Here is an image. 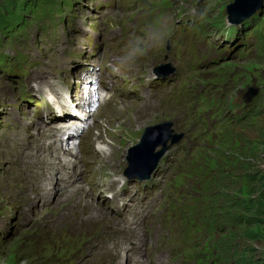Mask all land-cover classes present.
Instances as JSON below:
<instances>
[{"label": "rangeland", "instance_id": "rangeland-1", "mask_svg": "<svg viewBox=\"0 0 264 264\" xmlns=\"http://www.w3.org/2000/svg\"><path fill=\"white\" fill-rule=\"evenodd\" d=\"M101 1L56 0L61 7L53 16V23L48 19L45 22L31 23L23 34L11 37V41L5 45L6 53L12 55V52H16L20 58L29 56L33 61L37 60L39 65L35 67L34 64L32 68L23 66L28 68L27 74L31 76L24 83V77L8 79L0 73V235L4 238L0 239V264H137L132 259L121 258L134 245L130 243L131 239L123 242L112 237L114 232L118 236L126 234L123 231L119 233L121 226L115 227L120 215H115L106 208L105 201L102 207L94 196L88 194V190L91 185L98 188L101 182L111 177L120 178L119 175L129 168L126 159L131 153H136L135 149L146 128L173 121L170 136L185 132L186 123L183 120L174 123L179 113L169 110V101L165 107L164 100L154 95L130 99V93L123 91L122 98L94 111V117L90 116L87 121L90 126L82 141L83 151L90 154L96 137H101L102 142L107 145L106 149L115 155L110 158L96 154L97 170L93 169L89 175L84 176V181L76 177L68 190H58L55 184L52 190L44 188L50 181L53 184L52 170L47 169L57 162L49 149L52 143L50 129L47 133L50 135L41 136V140L37 142L39 151L35 153V157L41 161L28 163L25 172L22 153L9 158L5 156V153L10 154L7 149L14 142L19 145L34 142L35 145L40 137L36 136L37 130L29 126L34 119L35 122L40 121L46 125L50 123L35 115L33 111L38 108L33 103L21 105L20 97L24 90L26 92V88L30 92L34 91L33 94H40L38 85H43L48 79L43 76L50 74L52 80L60 79L64 82L56 91L68 87L71 91L70 100L74 99L77 86L86 85L88 74L94 75L98 68L96 64H91L92 60H97V54L91 58L93 52L90 50L97 46L96 51L99 53L102 41L109 40L113 54L126 59L119 42L121 44V39L129 34L126 30L132 23L138 21L145 32L152 33V25L162 20L154 12L157 8L172 1L185 2L121 0L120 7L103 19L101 15L104 10L98 11ZM234 1L215 0L209 12V21L216 26L223 22L225 24L226 8ZM64 2L70 5L62 6ZM129 54L138 53L129 50ZM158 65L159 62L151 59L148 69L153 70ZM135 73L132 79L133 86L137 87L142 73ZM197 74L200 75L191 83V87H196L194 90L204 83L218 84L220 89L227 90L225 103L211 116L208 115L209 112H205L207 124L217 121L220 125H216L217 129L204 140L197 142L190 155L181 157L173 172L169 195L163 203L158 196H140V199L147 200L142 210L148 214V218L137 226V232L132 233V240L147 247V258L141 264H237V255H246L250 260L249 264H264V228L246 226L242 221L222 228H219L218 223L212 228L213 211L205 212L202 201L204 190L209 187L211 180L208 172L201 169L214 166V162L208 160L207 156L215 158L219 163L224 158L221 157L222 153L230 157L224 164L229 168V175H234V178H230V184L227 185L228 188H235L227 192L230 198L234 197L240 204L233 215L247 218L249 210L243 206L250 199H257L259 193H264V91L260 80L262 76L264 78V55L256 58L251 53L223 63L211 72ZM251 87L262 90L259 91V98L246 105L244 97ZM186 88L188 89V85L183 84L175 95L177 111L182 107H189L188 103L179 102L186 99ZM81 91L82 88L77 93L80 94ZM36 100L40 101V98L37 96ZM45 110V106L40 108L42 114ZM254 112L259 114L257 120L249 117ZM72 114L75 115V112ZM48 127L38 125L37 128L46 132ZM229 131L232 140L226 142L224 135ZM67 148L71 150L70 146ZM248 152L252 155H247ZM245 156L250 158L245 165H241ZM70 157L73 160L81 159L79 156ZM202 158L206 159L208 165H200ZM239 164L243 170L234 174L230 167L238 169ZM250 171L257 175L254 176ZM25 175L29 177L25 178ZM34 185L37 189L32 191ZM71 188L75 190L70 192ZM42 197L51 198V201L42 203ZM170 202L180 205L176 208L178 212H170ZM109 204L108 202V206ZM87 205H95L101 211L96 217L90 218L92 214ZM152 216L153 220L150 222ZM211 229L214 234L210 232ZM251 232L257 235L255 240L248 239ZM168 247L180 251L179 255L169 257Z\"/></svg>", "mask_w": 264, "mask_h": 264}, {"label": "trees", "instance_id": "trees-1", "mask_svg": "<svg viewBox=\"0 0 264 264\" xmlns=\"http://www.w3.org/2000/svg\"><path fill=\"white\" fill-rule=\"evenodd\" d=\"M64 4L70 5L68 2H64L62 6H64ZM60 7V3L56 2V0H0V33L13 37L19 33L23 34L31 23L40 21L45 22L46 19L52 23V18L56 12L60 11ZM256 48V58L264 55V37H261L258 40ZM260 80L263 82L261 87L264 91L263 76ZM249 117L250 119L257 120L259 118V114L256 112L250 113ZM230 132L231 131L224 135V138L227 140L226 142H231L232 140ZM247 155L251 156L252 154L248 152ZM221 157L224 158L222 162L220 161L219 163L215 158L207 156L208 160L210 159L214 162V166L213 168H201L204 172H208L210 175L209 179L211 180V183L208 184L209 187L204 190V197L202 201L205 212L211 213L213 211L214 225L212 228H214L218 223L219 228H222L224 226L228 227L229 224H236L241 221L245 222L246 226L255 225L264 228V193H259L258 197L260 198L257 197V199H250L247 201V205L243 206L245 209L249 210L247 218L239 215H233L239 209L240 204L234 197L230 198L229 193L227 192V190L235 188L234 186H230L231 188H228L227 185L230 184V178H234V175H229V168L224 164V162L228 161L230 157L224 156L223 153L221 154ZM248 158L250 157H243V161L240 162L239 160L240 164L245 165ZM205 160V158H202V163L199 162L201 166L208 165ZM194 163L199 165L198 162L194 161ZM241 165L238 169L234 167H230V169L234 174H238L243 170ZM193 167L195 168L196 166ZM252 173L254 176L257 175L254 171ZM212 183L217 185L213 186ZM217 230L219 231V229ZM210 232L214 234L213 229H211ZM256 238L257 235H255V233H249L248 239L255 240ZM237 257V264L250 263V260L246 255H237Z\"/></svg>", "mask_w": 264, "mask_h": 264}, {"label": "water", "instance_id": "water-1", "mask_svg": "<svg viewBox=\"0 0 264 264\" xmlns=\"http://www.w3.org/2000/svg\"><path fill=\"white\" fill-rule=\"evenodd\" d=\"M264 0H235L227 7V20L231 23H238L251 16L259 9ZM160 75V73L158 74ZM163 75H168L164 72ZM258 94V89L248 88L245 101L250 102ZM170 123L148 127L140 138V144L136 147V153H131L127 158L129 168L125 171L128 179L147 180L157 167V161L167 149L168 144L176 143L179 138L170 136ZM164 134V135H163ZM157 146H161V151L154 152Z\"/></svg>", "mask_w": 264, "mask_h": 264}, {"label": "bare ground", "instance_id": "bare-ground-1", "mask_svg": "<svg viewBox=\"0 0 264 264\" xmlns=\"http://www.w3.org/2000/svg\"><path fill=\"white\" fill-rule=\"evenodd\" d=\"M262 13V12H261ZM247 21H249V20H247ZM226 23H228V22H226ZM236 39H238V38H236ZM240 39V38H239ZM214 41V40H213ZM240 41H241V39H240ZM217 43H220V44H222V42H217ZM83 74H86V73H83ZM88 74V73H87ZM43 78H48L45 82H44V84L43 85H38L39 86V91L40 92H42V91H47V92H49V96H50V94H52V95H54L57 91H56V88H58L61 84H63L64 82L62 81V80H60V79H56V80H52L51 79V76H50V74L48 75V76H43ZM50 80H52V81H50ZM89 82H90V80H88ZM82 82V81H81ZM83 83V82H82ZM76 87V86H75ZM78 87V86H77ZM66 89H68V87H65V90ZM77 91V90H76ZM69 101L67 100V101H64V106H65V108H68L69 107ZM74 104V103H73ZM84 116H87V117H90V116H93V114H85V113H82V116L81 117H84ZM94 117V116H93ZM75 121H77V122H82L83 120L82 119H69V121L68 122H70V124H74V122ZM65 130H67V128L65 129ZM88 131V130H87ZM44 136V135H43ZM42 136V137H43ZM42 137H40L37 141H35L36 143H35V145L33 144L34 142H32V143H30V142H23V143H20V144H22V145H19V143H16V142H14V145L10 148L9 147V149H7V150H9V152H10V154L8 155L7 153H5V156H6V158H9V157H11L12 155H14V154H19V153H22V159H23V161H24V163H23V170H24V172L26 171V168H27V165H28V163H30L31 161L33 162V164L34 163H38V162H40L39 161V159H36L37 157H35V153L37 152V151H39V146H38V141H40L41 140V138ZM64 137L65 138H67V139H64ZM35 140H36V138H35ZM68 140H69V138L68 137H66V134H65V131H64V134H62V137H58V139H57V142H58V145L60 146V150H61V152H70V150L67 148V145H68ZM70 142V141H69ZM50 144V143H49ZM41 145H43L42 143H41ZM92 146H93V149L96 151V152H98V153H100V154H103L105 157H107V156H110V158H111V155H115V153H113V152H110V151H108L107 149H106V144H104L103 142H102V138L100 137H96V142L94 143V144H92ZM44 147V146H43ZM46 147H48V146H46ZM42 148V147H41ZM41 148H40V150H41ZM50 149V148H49ZM45 150V149H44ZM162 149H161V146H157L156 148H155V150H154V152L156 153V152H159V151H161ZM52 151V150H51ZM48 155V154H47ZM69 156H72L73 154L72 153H69L68 154ZM37 156V155H36ZM43 156V155H42ZM41 157V156H40ZM44 157V156H43ZM60 157H62V156H60ZM50 158H51V156H50ZM43 159V158H42ZM159 160V159H158ZM49 161V160H48ZM46 162H47V160H46ZM55 163V162H54ZM61 163V162H60ZM31 164V163H30ZM46 164V163H45ZM48 164V163H47ZM52 165V164H51ZM61 166H62V164H60ZM38 166V165H37ZM29 168V167H28ZM35 168H37V167H35ZM48 168V167H47ZM46 168V169H47ZM31 169V168H30ZM38 169V168H37ZM51 169V168H50ZM74 169H75V171H76V166H74ZM36 171V170H35ZM50 171V170H49ZM37 173V172H36ZM44 174V173H43ZM50 174V173H49ZM30 175V174H29ZM35 175V174H34ZM47 175V174H46ZM66 175V174H65ZM27 177H29L28 175H25V178H27ZM43 177V176H42ZM41 177V178H42ZM44 177H46V176H44ZM37 178V177H36ZM32 179V178H31ZM67 179H68V177H67ZM117 180H121V178H118ZM130 180H132V179H128V181H130ZM37 181V180H36ZM50 184H51V182H50ZM50 184H48V186H45L44 188H49L50 189ZM47 185V184H46ZM23 186V185H22ZM94 189H97V187L96 186H92ZM35 189H37L36 188V186L34 185V187H32V191L33 190H35ZM48 190V189H47ZM66 190V189H65ZM74 191L75 189H73V188H71L70 189V192L71 191ZM94 191H96V190H94ZM67 192V191H66ZM36 194V193H35ZM42 195V194H41ZM112 202H113V204L114 205H116V203L118 202L117 201V199L116 198H113L112 199ZM86 203V202H85ZM90 204H93V203H90ZM88 206V208H90V210H91V214L92 215H90V218H93V217H96L97 216V214H98V212L99 211H101L97 206H95V205H87ZM122 207H123V209L124 210H126V208H127V204H123L122 205ZM152 220H150V222H151ZM116 232H114V234H115ZM126 252V251H125ZM124 256H122L121 258H123Z\"/></svg>", "mask_w": 264, "mask_h": 264}, {"label": "clouds", "instance_id": "clouds-1", "mask_svg": "<svg viewBox=\"0 0 264 264\" xmlns=\"http://www.w3.org/2000/svg\"><path fill=\"white\" fill-rule=\"evenodd\" d=\"M255 88V87H254ZM262 88V87H261ZM248 90V89H247ZM262 89H260V90H258V94H259V96H260V92L259 91H261ZM263 91V90H262ZM258 94L256 95V98H259V96H258ZM255 98V97H254ZM253 98V99H254ZM245 99V98H244ZM246 102V101H245Z\"/></svg>", "mask_w": 264, "mask_h": 264}]
</instances>
